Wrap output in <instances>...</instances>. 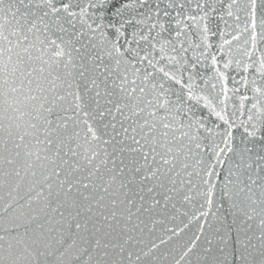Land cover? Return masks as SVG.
Instances as JSON below:
<instances>
[{
  "label": "snow or ice",
  "instance_id": "1",
  "mask_svg": "<svg viewBox=\"0 0 264 264\" xmlns=\"http://www.w3.org/2000/svg\"><path fill=\"white\" fill-rule=\"evenodd\" d=\"M0 264H264V0H0Z\"/></svg>",
  "mask_w": 264,
  "mask_h": 264
}]
</instances>
